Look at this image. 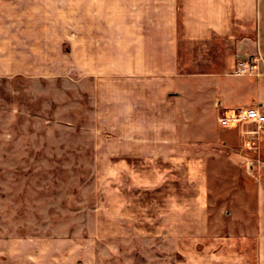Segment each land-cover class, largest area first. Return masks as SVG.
Wrapping results in <instances>:
<instances>
[{"label":"crops","instance_id":"crops-1","mask_svg":"<svg viewBox=\"0 0 264 264\" xmlns=\"http://www.w3.org/2000/svg\"><path fill=\"white\" fill-rule=\"evenodd\" d=\"M18 76L72 89L67 112L91 119L95 206L61 236L19 235L14 206L0 264H94L133 238L264 264V124L239 118L264 115V0H0V79Z\"/></svg>","mask_w":264,"mask_h":264},{"label":"rangeland","instance_id":"rangeland-1","mask_svg":"<svg viewBox=\"0 0 264 264\" xmlns=\"http://www.w3.org/2000/svg\"><path fill=\"white\" fill-rule=\"evenodd\" d=\"M59 87L35 85L20 76L0 79V224H10L9 211L15 206L19 235H65L67 228L86 222L95 206L96 171L91 162L99 136L88 114L67 112L73 92ZM196 179L193 196L209 207L218 206L206 198L205 183ZM105 242L94 264L185 263L180 246L165 239L133 238L107 248Z\"/></svg>","mask_w":264,"mask_h":264},{"label":"built area","instance_id":"built-area-1","mask_svg":"<svg viewBox=\"0 0 264 264\" xmlns=\"http://www.w3.org/2000/svg\"><path fill=\"white\" fill-rule=\"evenodd\" d=\"M257 61V59H252L250 61L239 60L236 65L235 75H251L257 64ZM239 118L255 122L257 125L264 124V115L260 113L259 108H250L244 110L241 112ZM219 122L221 125H225L227 120L220 119Z\"/></svg>","mask_w":264,"mask_h":264}]
</instances>
